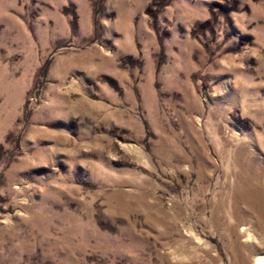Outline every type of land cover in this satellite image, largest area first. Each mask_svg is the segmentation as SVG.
<instances>
[{"label": "rangeland", "instance_id": "374dc122", "mask_svg": "<svg viewBox=\"0 0 264 264\" xmlns=\"http://www.w3.org/2000/svg\"><path fill=\"white\" fill-rule=\"evenodd\" d=\"M261 258L264 0H0V264Z\"/></svg>", "mask_w": 264, "mask_h": 264}, {"label": "bare ground", "instance_id": "6f19581e", "mask_svg": "<svg viewBox=\"0 0 264 264\" xmlns=\"http://www.w3.org/2000/svg\"><path fill=\"white\" fill-rule=\"evenodd\" d=\"M250 211L253 213L254 211H256V208H254L253 206L250 205ZM256 264H264V259L263 258L258 259L256 261Z\"/></svg>", "mask_w": 264, "mask_h": 264}]
</instances>
